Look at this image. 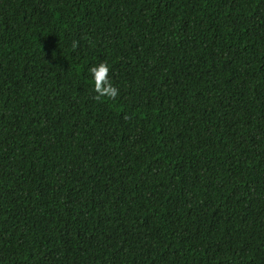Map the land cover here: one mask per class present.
Here are the masks:
<instances>
[{
    "label": "trees",
    "instance_id": "obj_1",
    "mask_svg": "<svg viewBox=\"0 0 264 264\" xmlns=\"http://www.w3.org/2000/svg\"><path fill=\"white\" fill-rule=\"evenodd\" d=\"M0 264H264V0H0Z\"/></svg>",
    "mask_w": 264,
    "mask_h": 264
},
{
    "label": "clouds",
    "instance_id": "obj_2",
    "mask_svg": "<svg viewBox=\"0 0 264 264\" xmlns=\"http://www.w3.org/2000/svg\"><path fill=\"white\" fill-rule=\"evenodd\" d=\"M109 67L106 62H98L88 68V73L93 91L98 96H104L106 94L108 98H114L117 95V89L108 79Z\"/></svg>",
    "mask_w": 264,
    "mask_h": 264
}]
</instances>
